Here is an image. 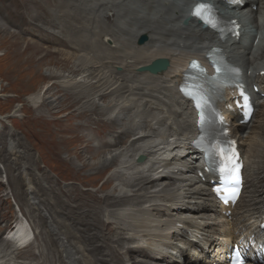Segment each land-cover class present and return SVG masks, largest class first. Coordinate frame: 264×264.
I'll return each mask as SVG.
<instances>
[{"label":"bare ground","instance_id":"obj_1","mask_svg":"<svg viewBox=\"0 0 264 264\" xmlns=\"http://www.w3.org/2000/svg\"><path fill=\"white\" fill-rule=\"evenodd\" d=\"M137 1L141 2V6L138 13L131 17L136 20L131 22L130 27L127 26L130 33H120V38L114 36L115 44L118 39H131L128 51L117 54L123 59L122 64L116 65L117 57L109 56V52L105 53L104 63L115 65V68L124 70V77H130L123 66L124 62L129 63L133 76L131 80H134L129 89L131 93L119 100H103V93L106 92L103 78L106 75L99 71L102 64L98 61L90 63V59L72 52H63L71 62V75L56 82L64 91L67 103H78L70 112L72 118L97 119L100 113L110 124L123 126V131H108L97 142L90 136L96 145L89 146L92 150L89 152L95 154L99 149L108 150L110 157L106 152H100V157L91 165L82 146L75 155L80 162L78 166L91 168L96 171L94 174L99 172L103 176L115 163L114 167L104 178L101 176L100 185L92 192L86 186L77 189L74 183L62 186L64 189L56 186L54 180L46 184L45 176L29 173L34 162L18 135L4 132L0 161L5 164L9 184L16 188L15 197L26 205V218L30 224L43 230L36 233L35 244L25 246L17 245L15 235L4 237L11 227L0 230L1 258L12 255L21 259L25 253L32 260L38 259V264H228L226 252L233 242H249L254 238L256 243H264V234L260 229L264 214V99L255 95L256 111L248 124H241L242 117L226 107L231 101V94L225 95V101L220 104L244 159V186L237 203L228 208L220 205L211 191L212 180L217 178L204 171L202 155L192 146L198 135L197 114L192 102L184 99L179 92L190 61L203 58L212 47L223 49L227 59L244 70V80L250 88L258 86L264 91V0H246L244 7L233 8L230 13L215 3L216 0H208L222 9L223 14H233L232 18L240 20L241 35L225 40L204 29L195 19L187 25L183 24L197 0ZM261 3L260 16L255 18L254 7ZM74 13L77 14L78 10ZM244 13L246 18L242 17ZM157 14L159 20L155 21ZM1 21L0 30H6ZM147 29L150 40L135 49L133 43L137 35ZM68 38L63 36L66 42ZM85 43L88 44L87 40ZM158 57L169 59L167 70L158 74L138 71L139 66ZM54 74L59 77L61 72ZM113 82L120 83L118 80ZM67 93L72 97L69 101ZM64 98L59 106L50 101L45 104L39 95L30 100L39 110L47 108L45 113L53 117L60 111L59 108L64 110ZM253 121L259 127L253 128V134L247 136V129ZM2 126L0 120V129ZM134 126H140V132L128 131ZM94 129L92 127L90 133ZM11 154L15 157L8 156ZM139 155H145L143 162L136 160ZM82 201L90 202L88 209L80 207L86 203ZM40 204L46 209L40 211ZM229 212L231 215L227 216ZM88 214L93 215L90 227L95 231L84 235L81 225L86 222ZM68 219L70 221L67 222ZM109 226L111 233L106 232ZM34 248L39 251L35 252ZM118 253L123 256L118 257ZM247 264L264 263L251 260Z\"/></svg>","mask_w":264,"mask_h":264},{"label":"rangeland","instance_id":"obj_2","mask_svg":"<svg viewBox=\"0 0 264 264\" xmlns=\"http://www.w3.org/2000/svg\"><path fill=\"white\" fill-rule=\"evenodd\" d=\"M68 4V0H0V21L2 20L1 22H4V27H6V30L4 29L6 32H4V30L2 31V29L0 30V119L3 123V126L0 129V148L2 147V134L4 132L14 133L18 135L23 146L26 148V151L32 156V161L34 163L33 168L29 169V173H37L41 177L45 176L44 179L46 184L49 183V181L54 180L56 186L62 188V186H69L71 183H74L75 188L81 189L80 186H86L87 188L89 187V191L92 192L100 185L102 174L99 175V172L94 174L96 171H92L91 168L78 166V164L80 165V162H78L79 160H77L75 155L82 146L86 150L85 155L91 165H93L92 163L96 162V159L100 157L98 154L100 152H106V155L110 157L108 150L99 149L97 153L91 154V152H89L91 150L90 147L92 148L95 146L96 144L95 142L93 143V141L97 142L100 138L105 137L108 131L121 132L124 128L121 125L114 126L110 124L100 113L97 114V119H88L82 116L75 119L71 117L70 112L73 111V108L77 107L78 103L74 104L69 101L72 99L69 93L66 94L69 101V103H67V100L64 98V91H62L60 86L56 84L57 81L63 80V77L71 75L69 74L71 62L69 61L68 56L63 55V52H72L77 56H83L88 60L90 59L89 62L98 61L99 64H102L99 66V71H102L106 75L103 78V85L106 86V92L103 93L102 97L105 101L108 99L119 100L122 96L127 97L128 94L131 93V90L129 91V89L134 80H131L133 76L131 75L130 70H126V72L131 78L124 77L123 72L120 70L118 71V69L114 67L115 65L108 63H106L107 65L104 64L106 57L105 53L107 52H109V56L115 55V57H117L115 60V63H117L116 65L123 61L121 57L117 56L119 52L117 48H107L103 43L104 32L106 33L108 30L107 25H113V22L107 20L106 26H102L100 20L95 18L91 19L82 10L78 9V7L73 5L69 6ZM256 11L258 18V15L260 14L258 7ZM84 25H87V28ZM88 25L90 26L88 27ZM49 28H52L51 30H60V35L64 34L67 38L69 37L68 42L49 33ZM93 32L95 33L93 34ZM10 33H13V36H10ZM15 33H18V35L16 34L15 36ZM99 34L102 39L98 36ZM81 36L83 38H81ZM75 37H78L80 42H78V38L75 39ZM85 37L88 44L85 43ZM46 45H53L58 47V49L52 50L51 47ZM108 65L109 67H107ZM51 72L53 73L51 74ZM54 72H61V74L59 77H56ZM114 80H118L120 83H115L113 82ZM121 82L125 83L121 84ZM111 87L114 88L110 90ZM38 95L41 97V101H45V104H47L48 101L56 103L54 106H59L64 98L65 104H62L65 106L64 110L59 108V113L57 112L56 115L51 117L49 113H45V111H48L47 108V110L37 109L32 104L30 98ZM121 122L126 123V121ZM256 126L257 123L253 122L252 126L247 131L252 130L251 128H256ZM92 127H95V129L91 134L90 130ZM132 128L128 129V131H135L134 133L140 132V126H134ZM90 136L93 137V141ZM38 152L44 157L45 162L49 164V166L43 165ZM2 153L3 152L0 150V155ZM128 153L131 154V151ZM8 156L11 158L15 157L13 154ZM36 158L39 163H37ZM72 160L74 161L72 162ZM114 165L115 163L107 169L102 176L103 178L106 173L114 167ZM1 180L6 186L5 190L4 184ZM7 181L9 184L10 178L6 174L5 164L0 161L1 231L5 227H11L9 222L4 224L8 219H11L13 226L16 224V221H22L21 217H23V215L19 211L20 209L25 216L28 212L26 211V205L22 202L20 203V200L15 197L14 191L16 188L10 184L9 187ZM27 182L30 183V180ZM29 185L30 187L33 186L31 183ZM23 188L26 189V186ZM62 189H64V187ZM7 194L10 197L11 203L9 208L7 207V204L9 205V197ZM82 202L86 203L80 207L88 209V204L90 202ZM28 203L31 206L29 201ZM103 206L104 204L102 207ZM39 207L40 211L46 209L41 204ZM9 210H11V212H9ZM81 212L82 211H79V213ZM92 218L93 215L88 214L86 222L81 225L84 235H88L95 231L90 227ZM68 221H70V219H68L67 222ZM33 229L35 230V228ZM106 232L111 233V226L106 229ZM1 242L2 238L0 236V244ZM86 242L89 243V240H86ZM36 249L38 250V248ZM8 250H10V248ZM37 250L35 252H37ZM96 253L98 254V252ZM96 253L94 255H97ZM123 254L118 253V257L123 256ZM23 256L24 257L19 259V264L40 263L38 259L32 260L25 253H23ZM6 261L10 264L17 263L12 260L10 256L2 258L0 264H3Z\"/></svg>","mask_w":264,"mask_h":264},{"label":"water","instance_id":"obj_3","mask_svg":"<svg viewBox=\"0 0 264 264\" xmlns=\"http://www.w3.org/2000/svg\"><path fill=\"white\" fill-rule=\"evenodd\" d=\"M145 39H146V37L142 36L139 40V44L143 43L145 41ZM167 65H168V61L158 60V61H155L152 65L141 68V70H144V71L148 70V71H151L153 73H156L160 70L165 69Z\"/></svg>","mask_w":264,"mask_h":264},{"label":"snow or ice","instance_id":"obj_4","mask_svg":"<svg viewBox=\"0 0 264 264\" xmlns=\"http://www.w3.org/2000/svg\"><path fill=\"white\" fill-rule=\"evenodd\" d=\"M204 10H206V5H204V4H200V5H198V7H197V9H196L195 14L198 15V16H201V18L203 19L204 17H203V15H202V12H203ZM221 171H224V172L226 173V178H228V177H227V173H230V172H231V169H221ZM231 178H233V179H238V177H231Z\"/></svg>","mask_w":264,"mask_h":264}]
</instances>
